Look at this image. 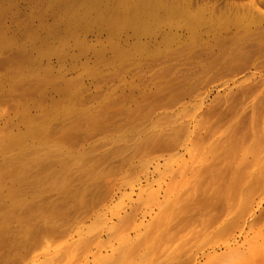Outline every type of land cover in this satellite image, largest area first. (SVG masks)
I'll return each mask as SVG.
<instances>
[{"label": "rangeland", "instance_id": "obj_1", "mask_svg": "<svg viewBox=\"0 0 264 264\" xmlns=\"http://www.w3.org/2000/svg\"><path fill=\"white\" fill-rule=\"evenodd\" d=\"M59 1L0 0L1 107L32 86L54 164L0 264H216L264 221V0H150L138 33L140 0Z\"/></svg>", "mask_w": 264, "mask_h": 264}, {"label": "bare ground", "instance_id": "obj_2", "mask_svg": "<svg viewBox=\"0 0 264 264\" xmlns=\"http://www.w3.org/2000/svg\"><path fill=\"white\" fill-rule=\"evenodd\" d=\"M52 1H54V0H52ZM62 1L60 0L59 2L63 3L64 6L66 8H68L67 11L75 13L76 15L80 16V18L81 17L83 18L84 16H82V15L84 13L86 14V12L88 13V10L89 11L91 10L93 12H97L98 14L100 13L99 8H101V7L98 8V4H97V2L99 0L98 1L97 0H62ZM11 2H13V1H11ZM100 2H102V1H99V3ZM152 2H153V0H152ZM150 3H151L150 0H142V1L140 0L138 4H136L135 6H132V9H133V7H135V8H134V10L130 9V11H134V12H129V13H133V14L135 13V14L134 15L132 14V16L129 17V20L126 19L122 24L120 23L121 24L120 26H122L121 28H123V25L124 26L129 25L135 29V30L133 29L134 33H138L141 30L147 31L149 26L154 21L157 22L156 17L158 16V14L154 13V14H156V16H155L153 13L150 12L151 11ZM154 4L152 6H154ZM12 5H14V4H12ZM165 8H167V7H165ZM0 9L3 10V9H7V8H1L0 7ZM152 10H155V9H152ZM6 11L8 12V10H6ZM169 11H170V9H169ZM0 12H2V11L0 10ZM152 12H154V11H152ZM5 14L7 15V13H5ZM5 14L0 13V19L3 18V16ZM98 14H96V15H98ZM136 14L141 15V17H138V16L135 17ZM166 15H167V13H166ZM96 18H102L101 14L98 15ZM1 22H3L2 19H1ZM103 23H105V22H103ZM120 26H119V28H120ZM220 46H222V45H220ZM220 46H218V44H217L218 48ZM224 47H226V45L223 46V49L225 50L223 52L225 53L226 49ZM226 48H228V47H226ZM26 52H28V50ZM222 53H221V56L222 55L224 56V54H222ZM231 53L233 54L236 52L235 51L234 52H230V51L228 52V54H231ZM0 54H2V53H0ZM228 54H227V56H228ZM237 54L240 57L239 53H237ZM241 54H243V53H241ZM227 56H226V58H227ZM0 57H2V56H0ZM226 58H223V59H226ZM233 58H231V59H233ZM236 59H238V58L236 57L234 60H236ZM11 60H14V59H10V61ZM19 60H20V58H19ZM229 60H228V63H231V62H229ZM232 62H233V60H232ZM6 70H8V69H6ZM10 71L11 70L9 69V73L8 74L6 73L7 74L6 78L2 76L4 74L1 75L2 78H0V86L5 85V83L7 84V83H11L12 81L14 82V76H12L13 71L12 72H10ZM20 71H21V69H20ZM20 71H19V73H22ZM27 73H29V71ZM23 85L24 84H22V86ZM16 90H18V88ZM25 91H26V93L17 97V99L14 98L15 101H14V105L12 106V109L14 112L13 116H9L11 112L9 113L8 111L7 112L4 111L5 109H3V107L5 108L6 106H4V104L2 105L3 100L0 101V244L4 243V242L11 241V240L17 241V239H18L17 235L19 233V229L22 226H26V225L30 226V225H32V222L35 221L34 220V214L36 213V209H38V207H39V202L37 201L38 200L37 199V196H38L37 193L41 190V189L39 190V187L41 188L40 184L43 183V188L47 184L49 185L50 182L47 183L46 185H45V183L50 180V171L52 168H54L53 167L54 164L52 163V161L49 160L50 158H48V156H47V158H43L44 160L42 158L40 159L41 156L39 157V154H38L40 151L39 149L43 150V148L37 149V145H36V134L38 132L35 133V131L38 129L35 130V126H34L35 119H34V115L32 113V108H33V102H32L33 88H32V86L28 87L27 90H25ZM9 96L10 95H8V97ZM12 97H14V96H12ZM11 102H13V101H11ZM6 104H7V102H6ZM1 105L3 107H1ZM41 132H42V130H41ZM37 138H38V135H37ZM52 147H54V146H52ZM44 149H45V147H44ZM49 150H50V147H49ZM41 152H43V151H41ZM46 154H48V153H46ZM41 160H42V162H41ZM62 163H64V162H62ZM66 164L67 163H65V166H67ZM59 165H61V163ZM62 165H61V167H62ZM65 166H64V168H65ZM38 167H39V169H38ZM55 173H57V172L55 171ZM91 173H95V172H91ZM51 177H52V175H51ZM53 177H56V176H53ZM58 178H59V176H58ZM53 183H54V181H53ZM53 183H51L50 187L52 186ZM47 187H48V190H47V192H48L50 190H49V186H47ZM51 188H53V187H51ZM43 191L45 192L46 188H44ZM40 192H42V190ZM40 192H39V194H41ZM42 198H43L42 200L44 202V197H42ZM45 199H46V197H45ZM47 199H48V197H47ZM47 203H49L48 200H47ZM41 205L43 206L42 203H41ZM47 205H49V204H47ZM50 205L48 207L44 206V208L47 207L49 209V208H51ZM39 208H41V206ZM41 209H42V212H44L43 208H41ZM38 211H39V209H38ZM46 212H49V211H46ZM40 214H41V212H40ZM43 215H45V214L43 213ZM43 215H42V217H43ZM38 218H40V216L37 217L36 219L39 220ZM37 220H36V222H37ZM253 222L254 221L247 220V221L243 222L242 226H239L240 228L238 230V236H237L238 239H236V237L231 236L227 241L228 256L220 259L216 264H264V221H262V222L259 221V224H253ZM39 225L42 226L41 224H39ZM29 226H27V227L29 228ZM35 226L36 225L33 223L32 228H36ZM229 232H231V230ZM16 237H17V239H15ZM16 241H14V242H16ZM238 242H240V246L242 247L239 249L240 252L238 250H237L238 252H236V250L232 251V246H234Z\"/></svg>", "mask_w": 264, "mask_h": 264}]
</instances>
